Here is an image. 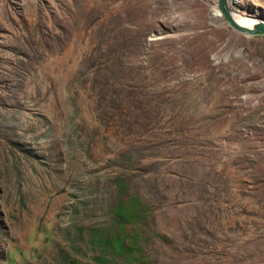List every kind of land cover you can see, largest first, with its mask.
Listing matches in <instances>:
<instances>
[{
	"label": "rangeland",
	"instance_id": "374dc122",
	"mask_svg": "<svg viewBox=\"0 0 264 264\" xmlns=\"http://www.w3.org/2000/svg\"><path fill=\"white\" fill-rule=\"evenodd\" d=\"M108 262L264 264V33L216 0H0V264Z\"/></svg>",
	"mask_w": 264,
	"mask_h": 264
},
{
	"label": "water",
	"instance_id": "95a60500",
	"mask_svg": "<svg viewBox=\"0 0 264 264\" xmlns=\"http://www.w3.org/2000/svg\"><path fill=\"white\" fill-rule=\"evenodd\" d=\"M216 9L217 12L222 15L224 21L234 30H237L247 35H256L264 33V16H257L256 18L258 19L254 22V24L252 26H247L235 20L232 15L229 0H216Z\"/></svg>",
	"mask_w": 264,
	"mask_h": 264
},
{
	"label": "bare ground",
	"instance_id": "6f19581e",
	"mask_svg": "<svg viewBox=\"0 0 264 264\" xmlns=\"http://www.w3.org/2000/svg\"><path fill=\"white\" fill-rule=\"evenodd\" d=\"M232 3H234L233 0H229V4L231 5ZM231 11H232V15L235 18V20L247 26H252L254 22L258 19L254 16L246 15L244 13H239L235 10H231Z\"/></svg>",
	"mask_w": 264,
	"mask_h": 264
},
{
	"label": "trees",
	"instance_id": "16d2710c",
	"mask_svg": "<svg viewBox=\"0 0 264 264\" xmlns=\"http://www.w3.org/2000/svg\"><path fill=\"white\" fill-rule=\"evenodd\" d=\"M107 264H111V262H108Z\"/></svg>",
	"mask_w": 264,
	"mask_h": 264
}]
</instances>
